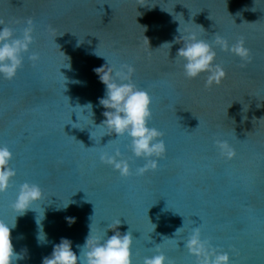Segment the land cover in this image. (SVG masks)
Listing matches in <instances>:
<instances>
[{
    "label": "water",
    "instance_id": "obj_1",
    "mask_svg": "<svg viewBox=\"0 0 264 264\" xmlns=\"http://www.w3.org/2000/svg\"><path fill=\"white\" fill-rule=\"evenodd\" d=\"M28 19L29 51L38 59L25 53L13 79L0 75V144L13 152L16 169L0 192V219L15 222L11 204L21 183L43 189L12 230L23 255L16 264H42L62 237L78 252L91 223L92 234L103 235L117 219L122 233H132L133 264L183 223L174 241L160 244L172 264H196L183 241L196 226L230 252L232 264H264V0H0V21L14 35ZM179 22L182 32L210 42L215 35L230 46L243 40L250 57L216 47L215 62L226 72L221 82L208 86L206 72L188 78L175 57L181 44L159 47L179 35ZM99 55L117 68L132 65L133 81L152 97L149 124L167 144L155 170L136 174L144 161L132 155L129 138L96 125L105 119L98 103L105 85L94 69L106 60ZM218 140L235 150L231 159ZM115 147L132 175L100 162V151ZM40 222L45 242L37 240Z\"/></svg>",
    "mask_w": 264,
    "mask_h": 264
},
{
    "label": "clouds",
    "instance_id": "obj_2",
    "mask_svg": "<svg viewBox=\"0 0 264 264\" xmlns=\"http://www.w3.org/2000/svg\"><path fill=\"white\" fill-rule=\"evenodd\" d=\"M32 24L33 21L28 19L22 34L17 36L14 35L11 27L0 21V26H2L0 27V75L6 79H13L16 76L24 61L25 53L29 54L28 59L32 61L38 59V54L29 51L34 39ZM200 26L204 29L202 25ZM177 31L178 36L174 37L171 42L162 43L159 47L167 44L171 50L174 43H180L181 47L177 49L175 57L183 59L185 76L196 78L206 72L208 73L206 80L208 86L213 83L219 84L226 75L224 67L215 62L216 47L231 51L242 59L250 57V49L245 46L243 40L230 46L226 37L215 35L210 42L202 39L195 31L182 32L180 22ZM95 54H97L96 51ZM104 58L106 63L95 68L94 71L105 85V94L98 98L99 105L105 109L103 112L105 119L99 124H96L94 119L93 121L107 130L105 134L114 133L115 138L122 136L129 138L128 147L132 155L144 161L135 169L136 174L142 175L149 170H155L167 152V144L163 139L164 132L149 124L152 115V97L147 89L138 87L133 81L132 75L135 69L132 65L123 64L117 68L106 57ZM84 105L91 109L92 116H94L92 103L88 102ZM87 108L84 109L85 114ZM77 118L79 120L78 115ZM216 144L222 156L231 159L235 155V150L227 140H218ZM12 157L11 149L7 145L0 144V192L7 191L11 179L16 175V169L10 165ZM99 160L110 165L122 177L132 175V165L129 159L124 158L119 147H115L112 151H100ZM42 197L43 189L38 183L26 180L20 184L11 204L12 209L17 213L15 222L0 219V264H16L17 261L23 259V255L14 249L12 230L16 227L17 217L25 214L26 210L33 209L32 205ZM70 203L72 201L62 208L66 209ZM66 219L69 224L75 222L74 217H66ZM121 223V219H117L105 229L103 235H93L91 223L84 243L76 245L78 252L73 249L69 238L62 237L58 243L53 244L51 253L43 257L42 264H133V236L129 230L123 233L119 230L118 226ZM37 225L39 228L37 240L42 242L43 239L45 242L47 237L43 229V238L40 235L41 222ZM183 226L184 223L176 229L173 237H164H167L169 241H174L176 234ZM109 230H113L112 235H108ZM183 241L188 253L196 258V264H232L230 252L213 246L202 236L199 226L193 227L188 238ZM161 243L155 245L153 255L143 258L142 264H172L169 257L161 250Z\"/></svg>",
    "mask_w": 264,
    "mask_h": 264
}]
</instances>
